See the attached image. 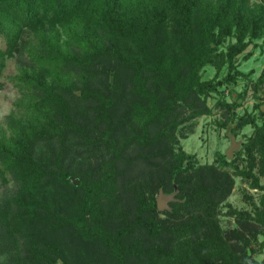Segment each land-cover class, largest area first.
I'll return each instance as SVG.
<instances>
[{"label": "trees", "instance_id": "trees-1", "mask_svg": "<svg viewBox=\"0 0 264 264\" xmlns=\"http://www.w3.org/2000/svg\"><path fill=\"white\" fill-rule=\"evenodd\" d=\"M27 36L33 68L16 79L27 92L28 103L19 118L10 119L13 136L0 139L3 165L21 183L35 185L52 176V182L79 195H72L71 209L62 219L39 215L41 205L35 199H16L26 207L27 218L20 214L22 220L11 214L8 205H0V264H264V259L255 258L256 248L245 234L248 228L261 236L257 247L264 252V112L259 104L254 108L258 114L241 117L235 113L239 103L226 105L231 116L222 126L233 125L234 133L249 125L255 129L244 144L246 166L240 169L226 154L216 153L220 168H234L252 190L261 192L258 202L245 194L250 211L233 209L230 214L240 225L234 232L245 247L240 256L212 222L217 213L214 189L203 183L192 185L198 160L184 150L172 153L159 187L166 193L178 192L166 215L173 220L189 215L188 220L173 224L160 218L158 187L150 182L149 173L124 187L134 201L131 219L115 228L99 219L104 202L121 193L119 163L126 149L159 143L167 134L162 130L151 141L155 124L183 104L191 105L192 98L204 97L205 105L223 86V80H202L206 67H227V83L244 76L236 58L250 43L264 38V0L256 4L251 0H0V38L6 45L0 50V78L5 59L26 49L21 43ZM102 62L115 63L129 74L135 100L121 122L137 124L141 134L119 150L117 142L111 143L114 156L108 169L75 186L71 182L75 173L64 167L63 156L57 158L53 171L33 158L32 144L59 134L86 137L76 101L95 103L98 115L105 112L109 120L117 103L83 80V86L77 85L81 72ZM259 83H264V71ZM3 89L0 81V93ZM204 112L203 108L196 115ZM205 229L212 233L202 238ZM29 237L33 238L23 250L19 242ZM73 240L89 251L77 261L64 248Z\"/></svg>", "mask_w": 264, "mask_h": 264}, {"label": "rangeland", "instance_id": "rangeland-1", "mask_svg": "<svg viewBox=\"0 0 264 264\" xmlns=\"http://www.w3.org/2000/svg\"><path fill=\"white\" fill-rule=\"evenodd\" d=\"M258 2L259 0H251L252 4ZM49 27L46 25L45 28L49 29ZM28 42L27 36L21 43L26 49L5 59L0 78L4 84V89L0 93V139L4 136L6 138L13 136L9 126L10 119L19 118L25 112V103H28L25 97L27 92L17 85L16 79L23 70L33 68L28 56ZM5 48V42L0 38V50ZM223 50L226 51V49ZM236 64L244 76H238L235 83L224 81L227 67L221 70L211 66L206 67L201 72L203 81L223 80V86L219 87L218 93H212L203 106L204 97L199 100L192 98L191 105L183 104L170 117L155 124L149 134L151 141H154L162 130L167 134L159 143H152L149 147L133 144L126 149L123 154L124 161L119 163L121 177L118 187L121 193L104 202L99 210V219L107 220L105 224L112 228L131 219L135 208L134 201L127 193L128 189L124 187L129 185V181L139 180V177L149 173L152 175L150 182L158 187L160 218L170 219L173 224L188 220L191 217L189 215H186L183 220H173L166 215V211H171V203L177 199L178 192L166 193L159 187V182L163 180L165 170L171 162L172 153L184 150L188 154L195 155L198 160L197 172L193 174L191 180L192 185L198 187L199 183H203L207 189H214L213 199L217 206V213L212 222L220 226L224 240L232 246L236 255L240 256L244 252L245 247L242 241L234 234L239 230L240 225L238 220L230 214L233 209L250 211V201L245 198V194L258 202L261 192L252 190L249 182L239 177L234 168H220L216 153L226 154L228 161H232L234 166L240 169L246 166L244 144L253 134L254 127L249 125L242 131L234 133L231 130L233 125L227 127L222 125L231 116L226 105L232 106L235 101L240 105L235 110L239 117L245 114H258V111L254 109L257 104L264 112V83H259V78L264 71V38L250 43L248 48L236 58ZM80 75L82 79L77 81L78 86H83L84 81L90 88L101 91L111 98L112 102L117 103L109 111L111 112L109 120L106 119L105 112L98 115L95 103L76 101V115L83 125L86 137L59 134L51 141L32 144L33 158L38 163L45 164L54 171L57 170L54 167L57 158L63 156L64 167L74 172L72 177L79 181L97 178L108 169L107 166L114 156L111 143L117 142L116 148L119 150L120 146L123 148L130 138L141 134V128L137 124L121 122L123 114L135 100L131 95L130 76L123 68L115 63L102 62L85 73L81 72ZM243 94L244 99L240 97V95L244 96ZM203 108L206 112L197 116L196 111ZM52 180V176H46L35 185L30 181L21 183L13 173L5 170L0 155V205H8L11 214L20 219V214H24L27 218L26 207H20L16 199L26 201L35 199L41 205V209L37 211L41 216L48 214L54 219H62L68 214L71 209V197L74 193L79 195V192L70 188L65 189ZM40 227L41 225L37 226V228ZM33 230L29 231L33 232ZM245 232L248 240L256 248L255 258L259 262L262 261L264 252L259 251L257 247L262 237L248 228ZM205 233L210 235L212 231L205 229L200 236L205 238ZM32 238L20 240V247L24 250L27 242L29 244ZM64 248L73 260L89 252L85 245L76 240L67 241L64 243Z\"/></svg>", "mask_w": 264, "mask_h": 264}, {"label": "water", "instance_id": "water-1", "mask_svg": "<svg viewBox=\"0 0 264 264\" xmlns=\"http://www.w3.org/2000/svg\"><path fill=\"white\" fill-rule=\"evenodd\" d=\"M71 182L75 185V186H78L80 181L78 179H75L73 177H71Z\"/></svg>", "mask_w": 264, "mask_h": 264}]
</instances>
